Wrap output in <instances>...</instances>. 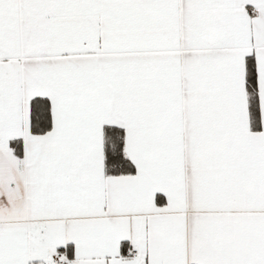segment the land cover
Segmentation results:
<instances>
[{"label": "snow or ice", "instance_id": "obj_1", "mask_svg": "<svg viewBox=\"0 0 264 264\" xmlns=\"http://www.w3.org/2000/svg\"><path fill=\"white\" fill-rule=\"evenodd\" d=\"M0 264H264V0H0Z\"/></svg>", "mask_w": 264, "mask_h": 264}]
</instances>
